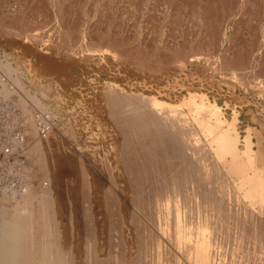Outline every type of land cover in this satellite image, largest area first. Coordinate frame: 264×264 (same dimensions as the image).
Instances as JSON below:
<instances>
[{"label":"bare ground","instance_id":"1","mask_svg":"<svg viewBox=\"0 0 264 264\" xmlns=\"http://www.w3.org/2000/svg\"><path fill=\"white\" fill-rule=\"evenodd\" d=\"M230 1L233 5L234 1ZM254 1L256 0H253V2ZM261 1L262 3L264 2V0H259L258 2L260 3ZM16 2V6L12 4L11 7L10 5L12 12L10 16H8L9 25L7 26H11V31L12 28H14L13 30L16 31V35L20 36V38L21 34H25V36L34 42H46V44L51 43V45L57 46L55 41L51 38L54 36L51 34V37L49 36L48 38L43 31L44 23L46 22L47 24L52 22L51 20L47 22L44 19L51 16V12L48 11L46 5L48 0L46 3L45 0H16L15 3ZM197 2L199 3V1ZM213 2L215 1L213 0ZM236 2H238V0H236ZM185 3H187V1ZM220 3H218V5ZM238 3L240 4V2ZM1 4H4V2ZM61 4L62 3H60V5ZM192 4L195 6L194 2ZM199 4L197 5L199 6ZM246 4H249V0ZM214 5L211 7L209 5L208 7L202 4V6L205 7L203 9L201 8L200 14L204 13L201 17L209 19L212 15L214 16V14L216 17V12H212ZM243 5L245 4L243 3ZM256 5L259 4L257 3ZM256 5L255 7H257ZM234 6L229 5L228 7L224 6V8L226 7L225 9L229 10L231 7L234 8ZM259 6L261 7L263 5L261 4ZM49 7L51 6L49 5ZM182 7L183 6L180 8ZM251 7L248 9H251ZM105 8L106 7L103 9ZM77 9L78 8H76V10ZM255 9L256 8H254V11ZM252 11L253 10H251V12ZM75 12L76 11H74V13ZM29 14L30 17H36L37 15V21L33 20L37 22V28H35L33 32H28L31 29L28 31L26 30V27L31 28L28 24V26L25 24ZM91 17L94 18L93 16ZM97 19L99 20V17ZM256 19L257 18H255V20ZM29 21L27 23L31 22ZM86 21L87 20L84 22ZM107 21L108 20H106V22ZM205 21L207 22L208 20ZM77 22L78 21L75 20V23ZM62 23L64 24V22ZM53 24L56 23L53 22ZM235 24L237 25V23ZM87 25H89V23L85 24V27ZM94 25L97 26V24ZM7 26L3 28L5 29ZM34 27H32V30H34ZM63 27L65 28L66 26L63 25ZM71 27L74 28L72 25ZM75 27L78 28L77 26ZM81 27L84 28L83 25ZM214 28L212 26V30ZM248 28L246 29L247 31L250 30ZM257 31L255 32L254 38L258 46L256 43L253 46H257V51H260L259 49L262 50L261 55L263 58L261 59L263 63L261 64L263 68L258 74L250 75V77L248 75L249 78L246 76L237 80L236 75L238 74H234V72H241L239 67L244 64H241L244 61L241 57L244 56L241 55V53L239 54L241 56L239 59V55L236 56L239 62L235 63L231 57L234 54H229L231 57L229 59L230 61L232 60L233 66L237 67H232L235 71H233L229 80H233L236 84L240 86L243 85V87L249 90L256 89V93L260 92L264 94V31H259L260 35ZM8 32L9 31H7V34ZM105 32L109 31L106 30ZM75 33H72L69 37L71 39V44L80 46V44L87 43V47L83 49L85 52L88 51L87 57H91L94 54H109L112 58L125 60L132 63V65L139 64V68L141 66L144 68L145 64L143 62L145 61V67L147 70L149 68V71L151 69L152 72L155 71V68L161 71V64L168 66L172 63L171 65H173L174 62L179 59V52L178 55L177 53L175 54V52H170V54L168 52L173 45L170 47L165 45L166 47L164 50L166 48L170 49H166V52H164L165 54L168 52L167 55L164 56L162 54L163 57H161V55L157 56L155 52H152V48V51L142 53L143 50L141 51V49H138L139 46H137V48L134 47L135 45H133V47L130 46L131 44H129V46H124L123 39L121 40L118 38L119 35L117 37V35L113 36L108 33H101V31H88V33L84 32L85 34L80 37L75 36ZM115 33L117 34V31ZM206 33L204 34L206 35ZM256 33L259 36H256ZM79 34L81 33L79 32ZM89 34L92 38L86 40L85 37ZM205 35H203V39L206 37ZM212 35L214 36L215 34L212 33ZM209 36H211L210 33L208 38ZM223 36H225V34ZM251 36L253 37V35ZM60 37L59 35V38ZM62 38L65 39V36H62ZM211 38H209V40ZM254 38L250 40L254 41ZM54 39H56V37ZM134 40L132 39V41ZM215 40H217V38ZM67 41L65 40V42H62L65 44ZM69 41L67 45L70 43ZM103 42L104 45H106L105 42L107 45L101 48ZM126 42L130 41L127 40ZM135 42L137 41H134L132 44H135ZM246 42L247 40H245V43ZM230 43H232V41H230ZM33 44L34 43H32V45ZM58 44L60 43L58 42ZM58 46L60 47V45ZM61 46L63 45L61 44ZM69 47H67V49L64 48L68 50ZM177 47L179 46L177 45ZM212 47L214 48V43ZM62 48L60 50H62ZM71 48L73 49L72 45ZM240 48L239 51L242 49ZM175 50L176 48L174 51ZM49 51H47V53ZM78 51L76 50V52ZM250 51L252 52V50ZM82 52L80 51L78 53L81 54ZM189 52L191 51L189 50ZM64 53L65 51L63 52V56ZM66 53L68 54L69 52L66 51ZM188 54L189 53L186 55ZM83 55L84 54L80 56ZM45 57L42 59L48 61ZM152 57L154 58L153 61H151ZM51 59L53 60L52 56ZM51 59L48 63L52 61ZM156 59L159 60L154 61ZM92 60L94 59L92 58ZM177 63L178 62H176V64ZM225 63V65H228V62ZM56 64L52 65L56 66ZM261 64H256L258 70V65L260 66ZM179 65L181 67V64ZM55 66L52 67L56 68ZM167 66L163 67L166 68ZM182 67L184 66L182 65ZM197 67L198 66H196V68ZM248 70L246 69L247 72ZM255 73L257 72L255 71ZM2 74H5L7 78L11 76V67L5 60L0 61V99L6 103L8 102L9 105H12L11 102H15L13 106L16 104L19 107V118L20 116L25 117V132L27 133L26 146L24 145L26 147L25 153L33 163L39 165L45 182H43L44 184L40 185V187H33L31 185L29 186L27 181L28 184L25 186L23 193H13L14 195L12 196H8L0 191V264H255V261H259L257 264H264L263 138L255 131L256 146L255 149H253L250 141L252 130H247L243 137L242 135L240 136L235 128V120H226L221 113L220 107L216 103L210 102L205 94L188 92L185 96L181 97L178 103H171L159 99L154 95L145 96L143 94L130 93L117 85H110L108 94L105 95L107 96L106 100H108L109 104V113L107 110L105 114L109 115L107 117L110 119L112 124L111 127H114L113 130L118 138L119 144L113 147L109 145L113 152L110 157L105 156L106 158L103 163L104 171H100L97 166H94V164L89 161V158L87 159L82 155L81 148L83 146L78 147L76 145V149L79 153L76 157L80 173L78 178L79 189L74 191L67 187L65 191L56 192L53 189L51 180L48 178L50 169L48 166L47 154L49 155L50 153L51 155L52 147L57 146L58 142L53 145L50 139L46 137V135L41 136V131H39L41 124H43L41 125L43 129H45V126L47 129L50 128V126L47 127L46 124L49 120L47 119L49 115L45 114V106L35 97H28L30 98L31 108L36 107L37 110L39 109L45 112L38 116L37 120L34 114L35 111H32L33 109L31 110L27 105L29 103L26 104L22 97H16L17 99L15 100L13 98L16 87L23 90L20 81L16 78L10 79L13 80V84L10 87L11 84L9 85L7 84L8 82H5L2 78L5 77V75ZM241 74L239 73V75ZM16 113L17 110L15 114ZM35 113H37V111ZM16 115H13V120H16ZM39 120H41V122ZM106 120L104 122H106ZM91 129L93 130V126ZM54 130L52 133L53 136H56ZM94 134L91 136L95 137ZM83 137L84 136H82V138ZM85 139L83 138V140ZM12 141L13 143H11L17 146H22L24 142L23 137L21 140H19L18 137L13 138ZM63 142L65 141L62 140L60 145L63 144ZM21 150H24V148ZM69 150L71 151L70 148ZM68 161L71 160L68 159ZM90 165H92V167ZM70 166L69 168L73 167ZM23 167L25 170V166ZM92 168L94 170L97 169L96 173L94 172L95 174L92 173ZM73 174L71 175L74 176L75 174ZM76 178L74 180H76ZM220 182L223 183L221 186L222 188L217 186ZM71 187H74V185ZM170 197L172 199H169ZM77 199L81 201L80 204H78L79 201H77ZM78 214L82 216L81 220Z\"/></svg>","mask_w":264,"mask_h":264},{"label":"rangeland","instance_id":"2","mask_svg":"<svg viewBox=\"0 0 264 264\" xmlns=\"http://www.w3.org/2000/svg\"><path fill=\"white\" fill-rule=\"evenodd\" d=\"M15 1L16 0H4V1L0 0V5H1L0 6V14H1L0 15V26L2 25L0 27L1 28L0 29V61L5 60V62H8L11 67V76H10L11 78L9 76L7 78L5 74H2V75H5V77H2V78L5 80L6 83L8 82L7 84L9 85L11 84L10 87L13 84L12 82L13 80H10V79L16 78L20 81L23 87V90L21 88H17V87H16L17 89L15 88L16 95L14 94L13 96L14 100L17 99L16 97H20V98L22 97V99L25 100L26 104L27 103L30 104V105L29 104L27 105L29 106V108H31L30 98L35 97L45 106L46 113L43 111H40L39 109L37 110L36 107L31 108V110L33 109L32 111H35V112L37 111V113L34 112L37 120H38V116H40L42 113L49 115V117H47V119L49 120L47 121L46 124H47V127L50 126L51 129L50 128L47 129L46 126H45V129H43V127H41V125L43 124H41L40 125L41 128L39 127V131L44 130L45 134L43 133V136L46 135V137L50 139L53 145L58 142L57 146L52 147L51 155L50 153L49 155L47 154L48 166L50 169L48 178L51 180L53 189L56 192H60L62 190L65 191L67 190V187L68 189H71L74 191L79 189V179L78 178H79L80 173H79L78 165L76 162V157L79 154L76 149L77 146L78 147L83 146L81 148L82 155L85 156L87 159L89 158V161L93 163L94 166H97L100 171H104L103 163L106 158L105 156L110 157V155L113 152L111 150V147L119 144L118 138L115 135V132L113 130L114 127H111L112 124L110 122L109 117H107L109 115L105 114L107 113V110L109 108L108 100H106L107 96L105 95L108 94V88L110 85H115V86L117 85L118 87H121L123 88V90L130 92V93L133 92L136 94H143L145 96L154 95L158 97L159 99H162V100H165L171 103H178L181 97L185 96L188 92H196L199 94H205V96L210 102H214L220 107L221 113L226 120L228 121L232 119L235 120V128L239 132L240 136L242 135L243 137L244 133L247 130H250V129L252 130L250 141H251V146L253 149H255V146H256L255 145L256 136H254L255 131L262 136L263 144H264V94L260 92L256 93L257 92L256 89L249 90L246 87H243V85L240 86L236 84L235 81L229 80V78L231 77V74L233 73V71H235V69H232V67L233 68L235 67L233 66L232 63L239 62L238 59L239 57H241L239 55L240 53L241 55L244 56V57H241L243 58L244 61L243 62L241 61L242 63L241 62L240 63L241 64L244 63V64L242 65L243 67L242 66L239 67L241 69L240 71L242 72V74L241 72H237V71L234 72V74L236 73L238 74L236 75L237 80L241 79L242 77H246V76L248 77V75L250 77V75L252 76L253 74H258L260 73L259 71H261V69L263 68L261 64L263 63L261 59L263 58V56L261 55L262 50L261 49H259L260 51L256 50L258 45L254 38V35L257 30H258L257 33L259 31L260 32L264 31V2L263 3L262 1L260 2L263 5L260 7L259 5L261 4L258 2L259 0L254 1L255 3L253 2V0H249L250 5L246 4L248 0H245V1L238 0L240 4L236 2V0H232L234 1L233 5L232 3H230L231 2L230 0H222V1L218 0V2L217 0H214L215 2H213V0H205V1L204 0H193V2L195 3V6L194 4H192L193 3L192 0H104V1L103 0H88V1L87 0H76V2L75 0L74 1L72 0L73 3L71 2V0H48L49 3L47 2V0H45V3L47 2L46 3L47 9L49 12H51V16H48L50 19L49 18H44V19L47 22H49L50 20L52 22H49L46 24L44 20L45 23L43 26V31L48 38L49 36L51 37V34L52 36H54V37H51L55 41V44L57 45V46L54 45L55 46L54 47L53 45H51V43L46 44V42L45 43L44 42L43 43L34 42L33 40H30L27 36H25V34H21V38H20V36L16 35V31L13 30L14 28H12L13 32L11 31V26L10 27L7 26L9 25L8 16H10L12 12V10L10 9V5L12 7V4L13 6H16L17 4V2L15 3ZM186 1L187 3H185ZM197 1H199V3L201 2L200 3L201 5ZM2 2H4V4H1ZM101 2L104 4H102ZM189 2L191 3V5ZM60 3L62 4L60 5ZM218 3L220 4L218 5ZM243 3L245 5H243ZM257 3L259 5H256ZM5 4L6 5L8 4V5L6 6ZM182 4H184L185 7ZM197 4H199V6ZM202 4L208 7L209 5L210 7L214 5V9L212 12L213 13L216 12V17L214 14V16L212 15V17L209 18L210 20L202 18L201 15L203 16L204 13L202 14L200 13H201V10L205 7V6L203 7ZM228 4L230 6H234L235 4L236 5L234 6V8L231 7L229 10H227L225 8L229 6ZM49 5L51 7H49ZM255 5L257 7H255ZM103 6L106 8L103 9L104 8ZM181 6L183 7L180 8ZM197 6L200 8H198ZM224 6L226 7L224 8ZM250 7L251 9H248ZM76 8L78 9L76 10ZM254 8L256 9L258 8L257 12H256V9L254 11ZM251 10L253 11L251 12ZM74 11H76L75 13L77 15L74 13ZM97 15L100 21L97 19L98 18ZM4 16H5V19H4ZM28 16L29 17H27V20L29 21L31 19L30 20L31 22L29 21L31 24L27 23L28 22L27 20L25 21V24L26 26L29 25L31 28L26 27V30L28 31L29 29H31L28 32H33L35 31V28H37V22H36L37 15L36 17H32V16L30 17V14ZM91 16H93L94 18H92ZM255 18H257L258 20L257 19L255 20ZM105 19L108 21L106 22ZM33 20H36V21H33ZM75 20H77L78 22L75 23ZM85 20L87 21L84 22ZM205 20H208V21L206 22ZM251 20H252V25H251ZM209 21L211 22V24ZM239 21H241L242 23ZM53 22L56 24H53ZM57 22H61V23H57ZM62 22H64V24ZM101 22L103 24H105L106 22V24L103 25ZM66 23H68L69 25ZM87 23H89V25L85 27V24ZM235 23H237V25ZM94 24H97V26ZM63 25H65L66 27L64 28ZM71 25L74 28H72ZM82 25L84 26V28L81 27ZM5 26L9 27V28L6 27L9 30L5 28L6 29L5 31V29L3 28ZM75 26H77L78 28H76ZM212 26L213 28L215 27L213 30H212ZM32 27H34L33 28L34 30H32ZM250 27L254 29H251ZM44 28L48 32H46ZM102 28H105V29H102ZM247 28L250 30L247 31L246 30ZM84 29L86 30L88 29V30L86 31ZM92 29H95V30H92ZM207 29H210V30H207ZM234 29L236 30L238 29V30L236 31ZM106 30L109 32H105ZM214 30L215 31L217 30V31L215 32ZM7 31L9 32L11 31L12 33L10 32L9 34L8 32L7 34ZM88 31L90 32L91 31H96V32L101 31V33H108L113 36L117 35V37L119 35L118 38H120L121 40L123 39L124 46L126 45L129 46V44H131L130 46L132 47L133 45H135L134 46L135 48L139 46L138 49H141V51L143 50L142 53H145V52L148 53V51L153 50L152 52H155L157 56L161 55V57H163V55L164 56L167 55L168 52L169 54L170 52L171 53L175 52V54L177 53V55L179 52V55H180V56L178 55L179 59L176 60V62L178 63L176 64V62H174L173 65H171L172 64L171 63L168 66L161 64L160 66V69H162L161 71L158 70V68H155V71L152 72L151 69L149 71V68L147 70V68L145 67L146 65L145 61L143 62L145 64L144 68L142 66L139 68V64L132 65V63L127 62L125 60L112 58V56L109 54H103V55L94 54L91 57H87L88 51L85 52L83 50L85 47H87L86 46L87 43L80 44V46L71 44V39L69 37L71 36L72 33H75V32L78 33V34L75 33V36L81 37L82 35L85 34L84 32L88 33ZM116 31H117V34L115 33ZM210 31L211 32L214 31L212 33H214L215 35L213 36ZM79 32L81 34H79ZM206 32L210 33L211 36H209V38L212 37L210 40L208 38L209 33L207 34ZM260 32L258 33L259 35H260ZM47 33H50V34H47ZM118 33H120L121 35ZM204 33H206V35ZM61 34H64V35H61ZM224 34L225 36H223ZM258 34L256 36H259ZM59 35L61 36L60 37L61 39L59 38ZM203 35L206 36L204 37V39H203ZM251 35H253V37ZM62 36H65V39L62 38ZM55 37L56 39H54ZM215 37L217 38V40H215L216 39ZM91 38L92 36H90V34L86 35L85 37L86 40L91 39ZM253 38H254V41L250 40ZM132 39L133 40L135 39L134 41H137V42H135V44H132L134 42L132 41ZM65 40L66 41L70 40L69 41L70 43H68V45H67L68 41L65 43L67 46L62 42V41L65 42ZM127 40L130 42H126ZM245 40H247L246 43H245ZM230 41H232V43H230ZM58 42L60 44H58ZM32 43L34 44L32 45ZM183 43L186 45H184ZM213 43H214V48L212 47ZM239 43L240 45L241 43L242 45L244 44L245 45L240 46ZM255 43L257 45V46L255 45L256 47L253 46ZM61 44L63 46H61ZM105 44L107 45L106 42ZM58 45H60L61 48L63 47L62 50H60L61 48ZM71 45L73 46V49L71 48ZM106 45H104V42H103L101 45L102 46L101 48H104ZM165 45H167V47H170L173 45L174 48L173 47H171V49L166 48L167 50L168 49L170 50H168V52L165 54L166 52L165 51L166 49L164 50V48L166 47ZM177 45L179 47H177ZM50 47H52L53 49ZM64 47L66 49L67 47H69L70 49L68 48V50H66ZM81 47H82V50H81ZM175 48L176 50L174 51ZM239 48L241 49L240 51H239ZM75 49L77 51L80 50L81 52L82 51L83 52L80 54L78 53L80 51L76 52ZM63 50L65 51L64 56H63V52H64ZM189 50L191 52H189ZM237 50L239 51V53ZM250 50H252V52ZM40 51H42L43 53ZM47 51H49L50 53L49 52L47 53ZM66 51H68L69 53L67 54ZM253 51L255 52V54ZM152 52H151V55H152ZM203 52L204 54L205 53L206 54L204 55ZM77 53L80 55L82 54L84 55L80 56ZM187 53L189 54L186 55ZM235 53H238V54H235ZM44 54L46 57L44 56ZM229 54L230 55L234 54L231 56L233 62L232 60L230 61L229 58L231 57L229 56ZM51 56L53 60L51 59ZM236 56H238V59H236ZM43 57L48 59V61H45L44 59H42ZM49 57L52 60L50 61L51 64L48 63L50 60ZM181 57L183 60L181 59ZM92 58L94 60H92ZM151 59H152L151 61H153L154 58L152 57ZM42 60H43V63H42ZM54 60L57 64L54 62ZM158 60L159 59H156L154 61H158ZM124 62H127V63H124ZM161 62H164V61H161ZM225 62H228L227 63L228 65H225L226 64ZM258 63L261 64L260 66L258 65L259 70L256 67L257 66L256 64ZM52 64H56V66ZM179 64H181V67ZM182 65L185 68L182 67ZM47 66L48 67L50 66L51 68L50 67L48 68ZM52 66H55L56 68ZM135 66H138V67H135ZM163 66H167V67L165 68ZM196 66L198 67L196 68ZM210 66L211 67L213 66V67L211 68ZM228 66L232 69V72ZM141 69H143L144 71ZM246 69L247 70L249 69L251 71L248 70L247 72ZM255 71L257 73H255ZM155 72H158L159 74ZM239 73L241 75H239ZM249 82H252V81H249ZM18 93L20 96L18 95ZM26 100L29 102H27ZM7 103L2 101V99H0V191H2V193L4 194H7L8 196H12L17 192L23 193L24 188L28 183H29L28 184L29 186L31 185L33 187H40V185L44 184L43 182H45V178L42 176L41 168H39V165L36 163H33L29 159V157H27V154L25 153L26 151L25 143L27 139V135H26L27 133L25 132V120H26L25 117L20 116L19 118V115H20L19 107L16 104L15 106H13L15 102H11L12 105H9V103L8 104ZM16 110H17V113H16L17 115L15 114ZM108 113H109V110H108ZM13 115L17 116L16 120L15 119L13 120ZM11 116H12V119H11ZM105 120L106 122H104ZM39 121L41 122V120ZM92 126H93V130L91 129ZM52 129L53 130L55 129L54 134H56V136H53ZM51 130L52 132L50 133ZM92 134H94L95 137H92L93 136ZM82 136H84L83 138L84 139L86 138V139L83 140ZM97 136H100V137H97ZM17 137L19 138V140H21L23 137L24 142L22 143V146H17V145L12 144L13 138H17ZM60 139L65 141L63 142L64 145L63 144L60 145V143H62V140ZM100 141H101V145H100ZM23 148L24 150H21ZM69 148L71 149V151L69 150ZM68 159L71 161H68ZM68 165L69 166L71 165L73 167L70 166L71 168H69ZM23 166H25L26 171L24 170ZM90 166L92 167V165ZM22 167L24 171L22 170ZM30 168H32L33 170ZM96 170L92 168L91 171L92 173L94 172L96 173ZM68 173L69 174L74 173L75 175L73 174L74 176H72L71 174L69 175ZM74 177L76 178V180H74L75 179ZM72 185H74V187H71ZM222 185H223L222 182L217 184L218 187H221ZM169 199H172V198L170 197ZM77 201H79L78 204H80L81 201L79 199H77ZM78 215H79V219L81 220L82 216L80 214ZM257 262L255 261V264H257Z\"/></svg>","mask_w":264,"mask_h":264},{"label":"built area","instance_id":"3","mask_svg":"<svg viewBox=\"0 0 264 264\" xmlns=\"http://www.w3.org/2000/svg\"><path fill=\"white\" fill-rule=\"evenodd\" d=\"M43 133H44V130L41 131L42 136H43Z\"/></svg>","mask_w":264,"mask_h":264}]
</instances>
